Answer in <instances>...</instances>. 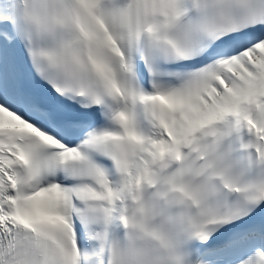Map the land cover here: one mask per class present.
I'll return each instance as SVG.
<instances>
[{"label": "snow or ice", "instance_id": "obj_1", "mask_svg": "<svg viewBox=\"0 0 264 264\" xmlns=\"http://www.w3.org/2000/svg\"><path fill=\"white\" fill-rule=\"evenodd\" d=\"M0 264H264V0H0Z\"/></svg>", "mask_w": 264, "mask_h": 264}]
</instances>
